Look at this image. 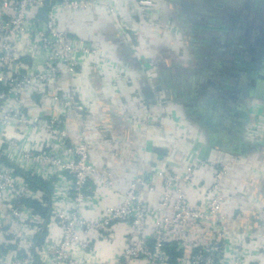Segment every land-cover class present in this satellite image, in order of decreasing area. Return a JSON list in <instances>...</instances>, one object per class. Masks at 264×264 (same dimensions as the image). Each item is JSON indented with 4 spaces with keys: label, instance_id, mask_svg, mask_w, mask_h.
Masks as SVG:
<instances>
[{
    "label": "rangeland",
    "instance_id": "rangeland-1",
    "mask_svg": "<svg viewBox=\"0 0 264 264\" xmlns=\"http://www.w3.org/2000/svg\"><path fill=\"white\" fill-rule=\"evenodd\" d=\"M71 1L77 4L63 24L83 53L68 55L62 76L53 62L58 71L48 74L51 83L42 67L50 56L37 47L33 60L43 74L37 88L68 98V113L77 102L83 120L94 112L83 97L101 99L93 107L109 111L111 123L100 119L98 130L106 137L129 134L136 154L141 144L151 145L156 159L174 149L186 164H209L210 177L218 164L225 166L229 221L239 216L237 205L243 207L246 248L254 241L264 264V0ZM73 124L72 135L84 129L78 118ZM47 138L39 136L42 149Z\"/></svg>",
    "mask_w": 264,
    "mask_h": 264
},
{
    "label": "built area",
    "instance_id": "built-area-1",
    "mask_svg": "<svg viewBox=\"0 0 264 264\" xmlns=\"http://www.w3.org/2000/svg\"><path fill=\"white\" fill-rule=\"evenodd\" d=\"M76 4L71 0H0V203L10 214L5 226L0 224V264H132L138 260L145 264H262L254 241L251 250L246 248L243 228L229 237L222 164L201 190L195 188L197 176L209 164L187 163L179 173L157 164L128 179L119 203L102 205L106 194L100 185L118 190L112 174L93 163L83 129L74 135L67 130L69 99L46 95L45 89L37 88L38 75L43 74L33 60L37 47L49 54L42 66L47 80L49 73L58 71L53 62L61 65L58 75L62 76L68 55L79 50L82 55V45L63 24ZM26 37L30 41L24 47ZM69 64L72 70L77 61ZM25 81L30 83L27 94L23 93ZM59 86L63 87L61 82ZM74 103L78 118L83 107ZM40 134L48 135L44 149ZM157 156L159 162L167 160ZM30 162L39 164L40 172L32 170ZM29 177H40L52 190L34 189ZM156 178L161 180V191L152 203L145 192L155 191ZM192 189L196 192L193 199ZM29 200H38L47 212L35 213ZM120 225L124 247L114 262L85 259L93 240L110 242ZM171 243L176 251H183L174 263L166 249ZM10 244L12 249H7Z\"/></svg>",
    "mask_w": 264,
    "mask_h": 264
},
{
    "label": "crops",
    "instance_id": "crops-1",
    "mask_svg": "<svg viewBox=\"0 0 264 264\" xmlns=\"http://www.w3.org/2000/svg\"><path fill=\"white\" fill-rule=\"evenodd\" d=\"M68 26H69V30H71L70 25ZM83 100L85 101V103L92 102V103H88L87 105L92 106L91 109L92 111H94L84 120L80 119V117L83 116V114H80V117H78L81 125L83 124V128H84L83 130L87 131L88 133L86 134L88 136L89 142L92 147L91 159L95 164V166L98 167L99 169L106 168L111 172L113 181L116 183V188H118V190H115L100 185L99 187L100 191H105L106 194L105 200L102 204L103 206L119 203L123 197V192L127 189L128 179L131 178L132 176L141 175L143 170H144L143 173H145L146 171H148V169L149 170L153 169L152 166L150 167V163L152 162L155 163L156 166L157 164H159V166H161L162 168L165 169V171L168 172L179 173L184 170L187 160H184L185 156L180 155V152L175 151L174 149L169 151V153L173 155L167 157V160H165V162H159L154 157L156 156V154H154L153 156V154H151L150 152L151 145L149 146L148 144L145 145L141 144L138 149L140 150L139 154L132 152V149L133 148L135 149L136 147H133L134 145L132 144V142H130L129 134H124L120 131V134H117L115 132L116 137L115 136L106 137L107 132L105 131L101 132L98 129H99V125L101 124L100 119L105 118L107 119L109 124L111 123L110 121L111 115L109 111H105V112L102 111L101 113V111H98L93 107L94 103L100 101L101 99L98 100L97 98L94 99V97L87 96V97H83ZM74 118L76 117L74 116L73 113H68L67 130L69 132H72L74 130L73 129ZM10 128L11 127H9V129ZM1 130L2 128L0 126V132ZM204 155L207 156L206 153ZM152 158L154 159L152 160ZM204 171L205 170L199 172V176H197L198 179L196 180L198 184L195 186V188H197L198 186L200 187V190L207 187L208 183L211 180L210 175L206 174ZM237 183L239 182L237 181ZM237 183H236V187L240 189L241 187L237 186ZM51 188L53 187L50 185L49 189ZM160 191H161V180L159 178H156L155 191L153 193L146 191L145 197L147 200L152 201V203H154L156 200L159 199ZM195 194L196 192L194 191V189H192L191 190L192 199L195 197ZM230 206L231 205L228 202L226 204L227 207L226 209H228ZM235 209H237V211L239 212L238 213L239 216L235 220L229 221V230L232 237L235 235L237 231H239L244 227V223L241 219V214L243 213V207L237 205ZM235 209H233V211ZM233 211L230 212L233 213ZM9 220H10V214L7 208L2 203H0V224H3V226H5V222ZM124 238L125 236H124L123 226L122 225L117 226L116 237L112 239L110 242L103 239L93 240V244L91 246V251H90L91 253L87 252L84 255L85 259L90 260L91 258L94 257L95 259L99 258L101 260H109L110 262H114L116 260L118 253L124 247ZM11 247H13V245L10 244L8 245L7 249H12ZM7 249L3 248L2 251H7ZM176 257L177 256H175L174 258ZM132 264H145V262L143 260H138L132 262Z\"/></svg>",
    "mask_w": 264,
    "mask_h": 264
},
{
    "label": "trees",
    "instance_id": "trees-1",
    "mask_svg": "<svg viewBox=\"0 0 264 264\" xmlns=\"http://www.w3.org/2000/svg\"><path fill=\"white\" fill-rule=\"evenodd\" d=\"M29 179H30V183L32 184L33 188L39 189L38 186L40 187V184L42 183V181L36 182L37 186L36 185L34 186V180L31 177H29ZM44 184H46L48 188L50 187V184H48L47 182H45ZM29 204L31 207H33L34 212H37L38 214H41V215H44L48 210L46 207L42 206L37 200H31V201L29 200ZM174 246L175 245L171 243L166 247L167 254L170 256V261L173 263L175 262V259H176L174 258L175 256H178V255L180 256L181 253L183 254L182 250L176 251Z\"/></svg>",
    "mask_w": 264,
    "mask_h": 264
}]
</instances>
